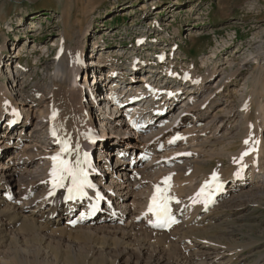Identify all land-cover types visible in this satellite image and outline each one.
<instances>
[{
	"label": "rangeland",
	"instance_id": "rangeland-1",
	"mask_svg": "<svg viewBox=\"0 0 264 264\" xmlns=\"http://www.w3.org/2000/svg\"><path fill=\"white\" fill-rule=\"evenodd\" d=\"M113 4L120 8L110 13L108 7ZM8 19H12V22H8ZM32 21L35 22L34 27H31ZM89 23L91 30L87 29ZM30 31L32 36H26L25 33ZM83 32L85 37L82 36ZM141 34L151 39L150 49L141 55H148L156 43L163 50H170L176 42L179 48L175 51V67L187 69L193 76L203 80L199 86L195 85L200 88L195 90L191 100L177 97V105L163 116L160 114L159 122H156L159 126L164 123L162 119L166 115L184 113L188 123L180 130L186 136L183 140L165 144L163 142L166 141L161 139L156 149L153 137H156L160 128L156 124L152 127L158 129L154 128L152 134L150 131L153 128L149 127L141 130L137 136L139 141L136 138L130 140L139 147L147 148L150 153L146 156H151L144 161L142 159L140 165L136 166L138 175L133 177L132 183L138 181V184L130 187L127 194L130 196L123 202L127 207L135 206V212L130 208L134 215L139 206L146 205L147 198L156 186L163 185L162 189H168L167 195L174 197L170 200L174 209L185 203L180 211L183 218H175L174 227L169 232L165 229L149 232L143 230L144 226L128 227L131 231H126L127 237L120 229L112 231L96 228L97 225L109 224L95 221L97 216L87 218L90 220L82 226L76 222L75 226L70 227V223L62 224L63 232L52 233L43 240L35 233L25 236L18 227L9 236L18 238L19 242H16L21 243L22 248L36 250L38 245L45 246V253L34 251L30 254L31 258L42 259L40 264H181L196 251L206 249L220 252L217 259L219 264H264V183L256 184L251 178L244 185L239 184L235 191L231 190L235 187L232 186L230 195L225 193L221 198L217 197L216 201L209 202L212 207L208 213L203 212L207 202L205 196L202 200L196 196L203 182L210 179L211 172L216 168V172L221 175L219 183L225 189L233 185L230 183L234 175V182L240 183L250 175L254 177L262 174L264 169V160L257 170L249 163L244 164L247 158L242 157L248 136L249 139L254 138L253 141L255 138L259 140L258 136L264 138V130L260 127L264 113L261 110L264 108V0H0V57L4 52L7 57L2 56V63L7 60L10 63L4 64L1 82L8 83L10 91L16 89L5 78L8 79L12 72L18 73L23 89V93L15 90L11 94L18 109H23L26 120L24 126L17 129L18 133L20 130L23 132L24 137L15 133L13 135L16 145L11 155L17 173L20 175L24 172L26 177L23 178L28 179L31 172L45 163V151H49L46 150V142L51 139L45 136L43 118L51 106V99L47 95L54 88L50 76L56 70L51 69L60 65L57 60L59 46L61 48L66 44L76 53L81 45L84 51L87 48L89 50L92 41L98 40L100 47L107 49L101 53L103 57L100 51L97 55L90 52L84 58L97 62L98 55L102 60L107 57L109 64L106 65V61L99 63L101 60H98L99 65L92 66L93 69L116 71L113 84L123 86L126 85V79L124 82L125 75L121 71L127 70L129 65L126 52L135 47L133 41L129 42L130 38ZM6 45L9 48L17 46L15 54L19 58L10 57L12 49H5ZM143 48H147V42ZM48 56L50 62L46 63ZM160 67H164V64ZM143 81L141 79L140 83L137 80L133 84L141 87L144 86ZM40 87L42 90L38 89ZM36 88L40 94L33 96ZM33 98L34 101L31 100ZM217 102L222 104L215 106ZM188 107L192 110L186 113ZM104 111L112 113L110 108ZM203 113L205 117L197 119ZM98 119H101L100 116L96 119L93 117V123L100 129ZM221 120L225 124L223 128ZM110 123L107 124L109 130V125L113 126ZM113 132L114 129L111 135H114ZM107 133L110 135V132ZM20 137L23 139L17 141ZM128 155L133 156L131 151H128ZM253 157L255 154L250 158ZM237 159L242 162L236 168ZM251 168L254 172L250 174ZM169 176L171 180L167 184L162 183ZM39 193L40 189L35 190L32 197ZM20 202L22 205L24 200ZM190 205H193L194 210ZM32 209L34 207H28L24 214H29ZM204 215L208 216L202 218ZM146 216L144 210L142 218ZM216 216L215 220L207 221ZM233 228L236 230L235 235L228 232ZM53 244L57 249L51 247ZM7 260L6 257L0 258V264H9L10 260Z\"/></svg>",
	"mask_w": 264,
	"mask_h": 264
},
{
	"label": "bare ground",
	"instance_id": "bare-ground-1",
	"mask_svg": "<svg viewBox=\"0 0 264 264\" xmlns=\"http://www.w3.org/2000/svg\"><path fill=\"white\" fill-rule=\"evenodd\" d=\"M116 8H120V7H117L116 4H113L110 7H108V11L110 13H112L113 11L115 12ZM34 13H36V11ZM8 22H12V19H8ZM30 24H31V27L35 26L34 21H32ZM19 25H24V24H19ZM9 29H12V26H9ZM87 29L91 30V24L90 23H89ZM12 31H14V29H12ZM25 34L28 37L32 36L31 31L29 33H25ZM84 35H85V32L82 33L83 37L86 36V35L85 36ZM97 43H98V41L96 42V44ZM144 44H146V42H144L138 49H142V51H143L144 50V48H143ZM16 45H17V43H16ZM81 47H82V45H81ZM81 47L76 51V53H73L71 51V49L66 44L62 45V47H61L62 51L60 54H58V60H59L60 65L57 66V68L53 67L51 69V70H54V69L56 70V73H52L50 76L52 78L53 83H54V88L47 95L48 96L47 98L51 99V101H50L51 106L49 105L50 110H48L46 113V121H47L48 116L50 114L56 113V118H55L52 126L54 127V130L59 134V138L62 141H64L65 143H68L70 145L71 151L69 153H62L60 151V145L57 144L55 141L50 140L49 142H46V148H47L46 150H49V151H45V163L40 165L39 167H37L34 172H31L28 175L29 178L26 179L24 172L20 173V175L17 173L16 163L14 162L15 160L11 155V150L15 147V145L11 146L9 144V142H8L9 140H7V139H9V137L7 138L8 135H5L6 139H4V140L2 138H0V145H2V148L0 149V258H3V257L8 258L7 261L9 262V260H10L9 264H40L39 262H41L42 259L38 260L36 257L31 258L30 254L32 252L34 253V251H36L37 253H41V252L45 253V248H46L45 246L41 247L40 245H38L39 247L36 250H30L28 248L27 249L22 248L21 243L18 244L16 242V241H18L17 237H16L17 239H15L14 237H10L9 233L14 232L17 229V227L19 228V230L23 234H25V236H26V234L28 235V234L35 233V235L38 234L40 236V238H42V240H43L46 237L48 238V235H51L52 233L62 231V228H64L63 226H61L62 224H68V223H75L76 222V224L82 226V224H85L86 222H88L87 220H90L87 218H86V220H81V213L79 214L78 217L73 218V212L66 213L67 212L66 209H63L60 206H51L49 204V201L45 199V196L52 189H54L52 186L51 170L53 168V165H52L51 157L55 156L57 153H62L61 156L63 157V159L68 160L73 167L76 166V161L79 160L80 161L79 167L84 170V173L88 172L89 178L94 179L103 187H106L105 186V180H106L107 176L110 175V187H106V188L110 192H112V191L116 192L115 193L116 195L114 197H112L113 201L116 202L115 203L116 212L115 213L107 212V214H109V215H104V214L98 215L95 218V221L108 222L109 224L97 225L96 228L103 229V230L110 229L112 231L115 229H117V230L120 229L123 233L126 234V237H127V232L131 231L130 228L128 229V227L134 228V227H138V226H142V227L144 226L143 230L146 229L149 232L157 231V230H154L157 228L154 226L153 221L150 219L149 213H147V211H146V205L145 206H139L140 210L138 209L137 210L138 212L133 215L131 213V210H130V208H132L134 210V212L136 211L135 210L136 208L133 205V203H132L133 206L130 205L131 207H129V206L127 207V204H125L123 201L126 200L128 196H130V194L127 195L130 192L129 191L130 187L132 185L135 187L138 184V183L136 184V182H138V181H136V182L134 181V183H132L133 177H137V175H138L137 174L138 170L136 169V166L140 163V161L146 155H148V153H150V151H147L148 150L147 148L144 149L143 147H139L137 144H133L130 140L131 139L133 140V138L134 139L136 138L139 141V138H137V136L140 134L139 130L145 128V126H146V128H148L149 126L152 125V122H153V124H155L156 122H159L160 114H157V115L154 114V110L155 109H161L163 107L162 105L160 106V103L162 101L156 100V101L152 102L151 110L145 111V114L148 116V118L146 120L141 119L140 121L137 122L141 125V128L138 130H136L135 128H131L125 124L124 118L121 117V114L123 112H121V114L117 116L119 120L115 121V119H112V117L109 116L110 115L109 113L102 111V110L99 111L97 109L95 111L94 108H91L90 105L86 102L87 100L85 98V94L84 93L82 94V91L80 90L81 86H84V85H80V84L77 85L72 80V76L73 75L74 76L79 75L78 72H80L81 69H83L84 74L88 70L89 71L88 73L92 76L91 78L93 80V77H95V75H92V74L94 72H96V69L95 68L93 69L92 66L99 65L98 62H95L96 60L95 61H93V60L87 61L88 59L84 58L87 51L82 50L83 48H81ZM4 48L8 49L9 46L6 45ZM9 49H12V53L10 55L8 54L10 57H15V58L18 57L19 58V56L17 54H15V50H17V46H15L14 48L10 47ZM33 53H35V51ZM131 53L136 54L137 53L136 48H133ZM49 57L50 56L47 57L46 63L50 62ZM77 59H78V63H77ZM103 60L106 61L107 57H104ZM103 60H101V61H103ZM85 62H88V66H91V67L87 68L86 67L87 63L85 65ZM100 66H101V64H100ZM1 67H3V65ZM156 71H160V69H156ZM121 72H122V74L126 75L125 79L128 80V81H126V85H124L122 87L123 91H129V90L134 89L135 95H131L130 97L131 98L140 97V95H141L140 87H136L133 84L137 80L136 79H134V81H133V79L130 80L132 78V76L131 75L127 76V74H129L131 71L130 70H122ZM114 73H115L114 71H111L110 73H108L109 75L107 78L108 79L110 78V80L108 82L111 85L110 89L113 90V92H116L115 90L117 89V87H119L118 89H120L121 86H119L115 82H114L115 84H113L112 80H113ZM130 74H132V73H130ZM156 75H158V74H156ZM19 77H20L19 74H16V75L12 74V76H10L9 79L12 82H15L14 88H16V89H14L12 91L16 90V92H19V93L22 92L23 93V89L21 86V82L19 81ZM84 80H86V76H84ZM202 80H203V78L193 79L195 85H198V86ZM83 83H84V81H83ZM145 83H147V82L145 81L143 84L145 85ZM6 87H7V85L4 84V81L1 82V75H0V122H1L2 118L7 119V120H11L13 118L14 114L17 115L16 112H19L20 110L23 111V109H18V106L16 105L17 103L13 104V101L11 100V98H9V94L11 91H8V88H6ZM38 89L42 90L41 87ZM34 91L35 92L33 93L34 94L33 96H37L40 94V93H37V88ZM39 99H40V97H39ZM101 99H102V97H101ZM31 100L34 101L35 99L33 98ZM102 100H104V99H102ZM167 101L168 100L166 99L165 102L169 103ZM138 102H140V101H138ZM138 102L132 104V106H134L135 108L138 106L137 108H139V105L141 103H138ZM221 104L222 103L217 102L215 104V106H218ZM173 107L174 106L170 105L167 108L166 112L168 110H171ZM106 109H109V108H106ZM191 110H192V108L188 107L187 110H185V111L187 113ZM261 110L264 112V108H262ZM94 114H96V116H98V117L102 116L101 119H98V125L100 126V129L94 128L95 127L94 126L95 124L93 123ZM129 115L133 116V113L129 114ZM205 115H206L205 113L198 115L197 119L205 117ZM262 116H263V120H262V125L260 127L262 130H264V113H262ZM115 118H116V116H115ZM104 120H107L108 122L107 121L104 122ZM196 121H198V120H196ZM222 121L223 120H221V125L223 128V127H225V124ZM46 123H48V122H46ZM108 123L113 125V126L109 125V127L111 128L110 130L107 127ZM187 123L188 122L183 118L182 114L180 115L178 112L171 114V116L164 123L159 124L158 127H160V128L158 129V134L156 135V137H153V139L156 141L154 147L156 149L159 148V142H160L159 140H161V139L162 140L164 139L166 141V142H163L165 144L176 143L179 140H183L186 136L184 135V133H182L183 131L181 132L180 130H181L182 126L187 124ZM24 124L22 126H24ZM49 125L50 124H48V126ZM89 129H92L94 132H96V130H100L101 133L98 134V138L105 141V142H103V144H106L107 148L119 146L127 154H128V151H131V154L134 156V157L132 156L131 159L134 158V160L136 161L135 164L133 166H130L131 161H130V158H128V160L120 161V164L114 165L113 167L110 168L109 171H105V173L102 175L98 174L99 172L93 171V169L88 168L89 166H91L93 164V162H91V158L88 156V153H87L89 151L90 146H88V140L85 137L86 131H88ZM113 129L115 130V132H113L114 135H111V132ZM105 132H110V135H108V133H105ZM258 132H260V131H258ZM22 133L23 132L20 130L19 136H21ZM10 134H12V132H10ZM111 136H113V137H111ZM247 138H249V136ZM258 138H259V140H257L255 138V141H254L258 147L257 152L254 153L255 157L250 158L251 157V155H250V156L244 157V158H247L246 160L243 158L245 160L244 164L249 163L250 164L249 166H251L252 168L255 167V168H257V170H259L258 167L260 166L261 162L264 160V143H263L264 138L262 136H258ZM17 140H19V138ZM253 140H254V138L250 139L249 142H251ZM246 146H247V144L245 143V147ZM85 147H86V149L84 150ZM129 148H131V149H129ZM243 150H244V148H243ZM243 150H241V152ZM107 155L110 157L112 155V153L107 154ZM100 165H101L100 162H98L96 164V166H98L97 170L99 168H100V170H104L103 167L101 168ZM145 168L146 167H144L142 169L144 170ZM242 169H243V167H242ZM27 172L29 173V170H27ZM251 172H254V170L252 169V171H250V174H251ZM241 175H243V174L241 173ZM23 176H25V177L23 178ZM234 177H235V175H234ZM234 177L232 179V182L234 181ZM123 178H125V180ZM251 178H254L256 184L257 183L258 184L264 183V169L262 170V174H260V175L257 174L254 177L252 175H250L247 178H245L244 181H242L240 183H238L237 181L233 182V185H231L229 187V189L221 188L214 201L217 200V197L221 198L223 196V194H225V193L230 195L232 193V191L237 190L239 184L244 185V183H247V181ZM143 182H144V180H143ZM27 183H28V185H27ZM64 185L65 186L63 188L57 187V189L67 190L68 187L70 186V180H65ZM124 185H126V186L124 187ZM232 186H235V187L233 189H231L232 190L231 191L230 188ZM117 188H119V189H117ZM22 189H24V191L21 192ZM37 189H40V193L38 195H36L35 197H32L33 192ZM126 189H128V190H126ZM132 190H133V188H132ZM123 191H126V192L122 193ZM261 192H263V191L261 190ZM8 194L11 195L10 198H7ZM247 194L249 195V193H247ZM247 194H245V195H247ZM121 198H122V200L119 201ZM20 200H24V203L22 205L20 204L21 203ZM148 200H149V198H147L146 201H148ZM168 203H169V208H170V219L169 218H167V219L169 220V222H171L172 220H174L176 222L175 218L179 219L178 215L180 214L181 207L184 208L185 203H182L180 206L177 207V209H174L172 207L170 200ZM139 204H141V203H139ZM28 207H34V209H32V211H30L29 214H24L25 210ZM136 207H138V206H136ZM189 207L191 209H193V205H190ZM210 207H212V206L210 205L209 201L207 200L203 212L204 213L210 212L209 211ZM195 208H197V207H195ZM144 210L147 213L146 218H144V217L142 218V216L144 214ZM82 213H83V211H82ZM207 216L204 215V216H202V218H206ZM216 218H217V216L214 218H211V219H207V221L210 222L211 220H215ZM179 227H180V225H179ZM180 228L182 229V227H180ZM115 232H117V231H115ZM140 232H142V231H140ZM145 232H143V233H145ZM228 232H230L232 235H235L236 230H234V228H233V229L228 230ZM87 234H89V233H87ZM157 234H158V232H157ZM38 235L36 237H38ZM150 235H152V234H150ZM140 236H142V235H140ZM155 236H157V238H158V235H155ZM29 238H31V237H29ZM159 238H161V236H159ZM179 238H181V237H179ZM48 240H50V239H48ZM21 241H23V240H21ZM161 241H167V240L161 239ZM226 242H227V240H226ZM53 245L51 246L52 248L55 247V245L54 246ZM115 245H117V244H115ZM112 246H114V244ZM98 247L101 248V246H98ZM140 247H141V245H140ZM205 247H207V246H205ZM211 254L213 256H211ZM218 255H220V252L215 251V250L211 251V250L206 249V251H196V253L192 254L188 260L186 259V260L181 261V264H200L201 262H203L204 264H214V263L219 264V263H217ZM181 259H182V257H181ZM43 261H45V260L43 259ZM179 261H180V259H179ZM52 262H54V261H52ZM218 262H219V260H218Z\"/></svg>",
	"mask_w": 264,
	"mask_h": 264
},
{
	"label": "snow or ice",
	"instance_id": "snow-or-ice-1",
	"mask_svg": "<svg viewBox=\"0 0 264 264\" xmlns=\"http://www.w3.org/2000/svg\"><path fill=\"white\" fill-rule=\"evenodd\" d=\"M247 143V141H245ZM71 151L68 143H65L62 153H69ZM62 153H57L55 156L51 157L54 161L53 168L51 170L52 175V186L53 188H63L64 181L70 180V186L68 187V199L74 198V196H84L86 193L83 191L84 186L88 184L86 179V173L84 170L79 167L80 161H76V166L73 167L70 162L66 159H61ZM248 152H244V155H247ZM241 157V159H242ZM170 176L164 178L162 183L167 184L170 180ZM92 186V185H88ZM222 188V184L219 183V175L216 172H213L212 176L208 181H205L204 185L201 189L196 193L197 197L208 196L211 198V191H219ZM167 188L162 189L160 185L156 186V192L152 196V204L150 205L148 211L156 213L162 219L169 218L170 219V208H169V200L174 199V197H169L167 195ZM171 222H175L172 220Z\"/></svg>",
	"mask_w": 264,
	"mask_h": 264
}]
</instances>
